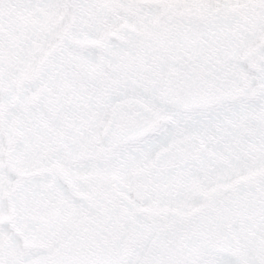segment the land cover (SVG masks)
Masks as SVG:
<instances>
[{
	"label": "snow or ice",
	"instance_id": "obj_1",
	"mask_svg": "<svg viewBox=\"0 0 264 264\" xmlns=\"http://www.w3.org/2000/svg\"><path fill=\"white\" fill-rule=\"evenodd\" d=\"M0 264H264V0H0Z\"/></svg>",
	"mask_w": 264,
	"mask_h": 264
}]
</instances>
